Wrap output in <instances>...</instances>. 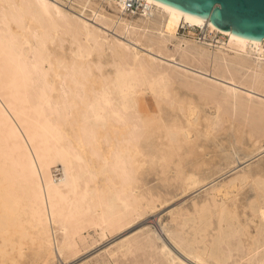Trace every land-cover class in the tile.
<instances>
[{"label": "bare ground", "instance_id": "bare-ground-1", "mask_svg": "<svg viewBox=\"0 0 264 264\" xmlns=\"http://www.w3.org/2000/svg\"><path fill=\"white\" fill-rule=\"evenodd\" d=\"M54 1L0 0V264L66 260L80 229L106 234L127 226L148 207L139 191L132 195L147 170L171 172L175 188L184 193L233 173L208 187L206 197L193 200L188 210L168 212L160 225L173 247L145 226L110 256L139 261L141 250L139 264H264V159L245 164L264 151V125L230 118L242 109L264 116V109L239 102L234 86L258 90L264 67L227 51L240 48L261 58L264 38H244L150 0H139L142 15L120 28L72 5L77 15L168 59L175 66L170 72L154 62L157 55L107 37L59 7L62 0ZM128 1L114 0V6L126 11ZM180 25H209L230 45L223 49L182 38L169 51L167 40L155 44L127 28L173 37ZM187 73H209L234 85L221 88L218 97L217 85L189 84L183 80ZM144 90L165 101L157 118L142 109ZM200 98L214 104L210 113ZM246 186L253 194L239 211L227 200Z\"/></svg>", "mask_w": 264, "mask_h": 264}, {"label": "rangeland", "instance_id": "rangeland-1", "mask_svg": "<svg viewBox=\"0 0 264 264\" xmlns=\"http://www.w3.org/2000/svg\"><path fill=\"white\" fill-rule=\"evenodd\" d=\"M50 1V0H49ZM54 0H51L53 2ZM55 2V1H54ZM78 2L80 4H78ZM58 3L59 7L67 11L68 13L74 15L75 17L82 18L83 20H86V22L91 26H94L98 30H100V33L105 34L107 37H113L119 41H122V43H125L130 49H135L139 51L142 54L147 55H157L158 57H155L156 59L154 62L159 63L162 67L169 68L170 72H174L175 66L173 63H170L165 58H163L159 53H152V51L147 50L144 45H141L140 43H136L129 39L126 35L123 36V34L117 33L114 28H108L101 23L95 21L90 16H83V15H77L76 11L73 9V6H78L83 9L86 14H95L97 13V16H102L104 19H106L108 22L115 23V28H120L119 25L124 26V22H133L137 19L139 15H142V8L139 6L138 11L130 12V11H121L120 9L115 8L114 6V0H77L74 2V0H62L56 2ZM71 5V6H70ZM100 27V28H99ZM182 26H177L174 32V36L170 37L169 34L166 31H160V30H150V29H142L138 27H131L128 26V29H133L136 34L145 40H148L152 43H159L162 45V41L165 39L166 46L169 51H173L174 44H176L178 41H180L182 38L188 39V40H195L193 37L195 29H192L191 27L186 26V32L179 31ZM105 29V30H103ZM104 31V32H103ZM128 38V39H127ZM125 41V42H124ZM144 42V40H143ZM182 46L183 44L179 42ZM229 39L226 36V42L224 44H220L221 48L226 49V46H229ZM219 46V45H218ZM228 52L231 54H239L246 56L254 61V63L260 67H264V52L262 54L261 58H258L255 55L248 54L244 51H242L240 48H234L230 47L227 48ZM149 52H147V51ZM145 52V53H144ZM160 56V57H159ZM160 58V59H159ZM106 70L109 69V67L105 68ZM177 71H181L180 68H176ZM188 76L184 77L183 80L187 81L189 84H196L200 85L201 82H208L217 85L215 88V94L218 97L223 96V92L221 88H225L226 86L234 85L231 82H227L225 79H218L214 80L210 76L209 73L205 75H194L192 73H187ZM205 76V77H204ZM237 78H243L245 76L244 71H241L240 74H236ZM210 77V78H209ZM182 78L177 77L176 83L179 84L181 82ZM201 81V82H200ZM222 82V83H221ZM229 84H225V83ZM225 85V86H224ZM235 88L238 91V101L241 102L243 105H249L251 108H259L264 109V79L259 86L258 90H253L247 88L243 85H234ZM208 88L212 89V86H208ZM243 89V90H242ZM250 92V98L246 96V92ZM183 91H186L185 88H183ZM192 93H196L194 91H191ZM177 95L181 99H187L186 94L182 95L179 94L180 92L173 91V95ZM253 94V95H251ZM247 99H250V101H247ZM140 100L142 103V109L147 114L149 118H157L158 114L160 113V108H162L165 105V101L160 99L158 96L153 94L150 90H144L142 94L140 95ZM199 103L204 104L205 103V109L206 113H210V108L213 107V103L210 101V99L200 98ZM260 103V104H259ZM246 111L244 109L237 110L236 113H234L230 118L236 119L239 122H243L246 120V118H249L252 122L255 124L264 125V116H249L247 115ZM201 121L204 120V117L200 115ZM226 125V124H225ZM200 128V127H198ZM222 134L223 131H218V134ZM210 151V150H208ZM212 155L211 152L206 155L210 156ZM264 159V151L260 153L258 156L253 158L250 162L245 163L246 165L249 163H256L259 160ZM244 164V166H245ZM243 166V165H242ZM148 171V172H147ZM145 174L142 176V180L136 181L133 185L132 195L136 196V192L139 191L141 193V198L143 199V202L147 203L148 207L145 208V213L141 217L134 216L132 218V221L119 231H115L113 233L102 234L99 230H95L93 227L88 228H82L79 230V236L76 238L74 247L72 250L67 254L66 260H62L61 258L58 260L56 259L54 262H48L45 264H139L136 262L141 261L142 254H144V251H138L137 252V258H139L135 261L134 258H130V256L122 257L118 254V256H110L109 252L113 249H116V245H118L121 241L124 240V238H128L133 234H136L141 228H144L145 226H151L156 231L160 232L161 236H163V240L169 244L170 247H173L171 242L165 237V234L161 231V223H165L169 218V213L171 211H185L188 210L193 200H199L203 197H206L205 190L210 187L213 184L221 182L223 179L229 178L230 175L233 173H228L224 176L218 177L215 182L205 186V187H199L197 189H194L192 191H186L181 192L176 189L177 182L174 180V176L171 172L167 173H156L154 171L147 170ZM154 172V173H153ZM157 175H156V174ZM172 174V175H171ZM166 175V176H165ZM176 183V184H175ZM180 192V193H179ZM252 190L249 186L244 187L237 195L236 197L229 196L227 202L233 205H237L240 207L246 203L248 198L252 197ZM235 203V204H234ZM152 205L154 208H150L149 206ZM242 208V207H241ZM100 234L105 236H100ZM164 234V235H163ZM115 251V250H113ZM142 253V254H141ZM141 255V258H140ZM114 257V258H113ZM118 257V258H117ZM121 257V259H120ZM28 258V259H27ZM26 260L29 261L31 257H27ZM127 258V259H126ZM129 258V259H128ZM134 260V261H133Z\"/></svg>", "mask_w": 264, "mask_h": 264}, {"label": "water", "instance_id": "water-1", "mask_svg": "<svg viewBox=\"0 0 264 264\" xmlns=\"http://www.w3.org/2000/svg\"><path fill=\"white\" fill-rule=\"evenodd\" d=\"M197 21L210 23L238 36L264 38V0H150Z\"/></svg>", "mask_w": 264, "mask_h": 264}, {"label": "built area", "instance_id": "built-area-1", "mask_svg": "<svg viewBox=\"0 0 264 264\" xmlns=\"http://www.w3.org/2000/svg\"><path fill=\"white\" fill-rule=\"evenodd\" d=\"M139 6V0H131L127 2L126 10L130 12L138 11ZM179 31L186 32L187 30L182 26ZM193 37L197 42L209 46H218L226 42V36L216 29H211L209 25L195 29Z\"/></svg>", "mask_w": 264, "mask_h": 264}]
</instances>
